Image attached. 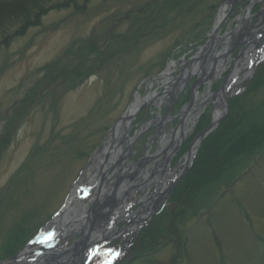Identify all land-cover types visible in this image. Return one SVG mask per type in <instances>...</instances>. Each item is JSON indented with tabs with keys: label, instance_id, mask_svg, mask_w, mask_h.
I'll return each instance as SVG.
<instances>
[{
	"label": "rangeland",
	"instance_id": "374dc122",
	"mask_svg": "<svg viewBox=\"0 0 264 264\" xmlns=\"http://www.w3.org/2000/svg\"><path fill=\"white\" fill-rule=\"evenodd\" d=\"M64 1L58 0L57 4H64ZM190 1L193 5H187L186 12L171 15L163 25L156 27L158 30L154 34L138 35V40L134 38V30L145 26L148 0H78L77 10L73 7L52 10L41 18L39 25L7 43L0 42V257L13 241L15 252L22 251L26 242L65 205L77 182L95 174L99 161L95 156L110 138V128L126 115L137 92L145 98L151 92L168 91L158 77L166 73L174 61L172 81L185 79L183 89L175 101L165 93L167 96L161 102L158 98L139 109L128 130L129 138L133 139L130 154L126 158L123 155L116 167L127 168L129 163L157 157L149 160L144 168L147 176L152 175L172 152V149L161 151L165 149L163 138H170L180 120L178 116L183 104L195 91L197 81L200 83L196 105L207 94L209 81H201V69L189 66V62L199 53H205L200 46L208 41L224 0ZM132 9L135 16L129 13ZM229 12L230 7L226 14ZM263 14L264 0L235 2L220 31L222 37L229 35L232 44L226 52L224 68L212 80L210 92L224 82L246 47L252 48L244 37L248 31L258 32L264 21ZM230 31L233 33L229 34ZM101 39L102 45H107L106 53L118 46L111 40H120L122 45L110 60L100 63L96 74L85 75L81 82L74 79L71 83L54 84L53 87L45 79L46 75L66 68L67 63L77 61L79 64L73 70L78 68L91 43L95 42L99 48ZM222 51L224 47L218 46L217 53ZM88 56V62L96 59ZM263 66L264 63L255 66L251 77L235 86L229 112L225 115L224 108H219L221 122L230 117L239 127L251 121L264 127V81L248 89ZM245 67L243 63L241 71ZM192 68L190 73L188 69ZM148 76L151 78L143 81ZM68 79H72L70 74ZM216 98L212 96L206 102L196 125L206 113L213 118ZM167 113L166 120L158 123V117ZM147 123L148 126L143 127ZM220 123L212 131H217L215 134L221 130L218 128ZM192 124L193 121L187 124L189 129ZM191 135L189 130L184 142ZM196 135L195 130L193 136ZM121 146L124 152L128 149L126 141ZM263 148L264 144L255 148L250 156L234 157L225 174L214 179L209 187L201 186L181 217H177L170 236L167 234V238L152 245L150 241L148 244L142 241L140 249L133 245L117 264H264ZM146 149L149 154L145 153ZM178 155L171 157L170 170L177 166ZM131 171L126 170L125 176ZM178 171L176 168L173 174ZM119 177L120 173L110 170L107 184L113 181L115 185ZM145 180L143 178L141 182ZM141 182L130 183L136 185L134 196L127 201L132 203L130 211L142 207L143 203L138 200L155 191L154 186L142 189ZM94 190L90 189L84 198L88 207L92 205L90 200ZM173 205L169 200L164 209L156 212L149 224L137 232V236L145 234L153 222L157 231L167 230L166 226L172 221L166 216L170 212L164 211ZM178 209L175 206L173 211L178 212ZM128 220L122 218L117 226L123 228ZM73 234L65 246L83 239L80 232ZM127 235L126 232L119 233L109 242L118 246ZM174 238H179L178 243L173 241ZM109 254L102 258L106 259Z\"/></svg>",
	"mask_w": 264,
	"mask_h": 264
},
{
	"label": "trees",
	"instance_id": "16d2710c",
	"mask_svg": "<svg viewBox=\"0 0 264 264\" xmlns=\"http://www.w3.org/2000/svg\"><path fill=\"white\" fill-rule=\"evenodd\" d=\"M57 1L58 0H0V42L7 43L10 39L23 34L29 28L39 25L41 23V18L52 10H57L61 7L64 9L73 7L74 10L79 8L78 0H65L64 4L60 5L57 4ZM148 2L147 5L149 9L144 17L145 26H138L134 30L136 34L134 36L135 40H138V35L142 37L145 33L147 35L154 34V31L158 30L156 27L160 24L163 25L165 21L170 19L171 15H179L180 12H186V6L191 5L192 7L193 5L189 4L191 2L190 0H148ZM129 13L135 16L134 9L129 11ZM111 41L118 45L115 50H110L106 53L105 46L107 45H102V39L99 48L95 42H92L88 48L87 55L83 53V56L86 55V57L78 68H74L73 70V67L79 64L77 61L72 62V64L67 63L66 68L59 70L58 73L55 72L54 74L51 73L46 75L45 79H47L49 83H52L50 85L53 87L54 84H63V82L71 83L74 79H79L81 82L83 79L82 77L85 75L96 74L101 67L100 63L105 60H110L112 55L116 50L120 49L122 45L121 42H119L120 40ZM88 55H92L96 59L88 62ZM69 74L72 76V79H68ZM262 81H264V66L261 67L258 75L248 89H252L254 85L256 86V84L262 83ZM76 84L78 85V82H76ZM239 97L241 98L242 95ZM209 120L211 121L210 114L206 113L196 127V134L207 128L210 123ZM231 121V118L227 117L220 123L218 128L221 130L217 134H215V132H217L215 131L206 136L186 177L172 192L170 202L176 207H179V211H173V208H175L174 205L169 210L164 211L170 212L166 213V216L172 221L171 225L166 226L167 230L162 231L160 229L157 231V229L153 227L155 225H153V223H155L153 222L146 233H142L141 236L138 237L137 241L134 243L135 249H137L138 246L140 249V245L143 242L144 244H148L150 241L152 245L162 238H167V234L170 236L169 234L173 230V224H176L177 217H181L182 212L188 207L193 195L198 192L197 190L201 186L207 185L209 187L212 185V182H214V179L219 178L223 173L225 174L228 166H231V160H233L234 157L241 155L250 156L253 154L255 148L257 149L264 144V127L260 123L251 121L248 124L246 123L249 127H246L247 125H242V128L239 127L234 120ZM189 143L190 142L186 143L184 151L188 148ZM158 225L159 224H157V226ZM178 240L179 238H174L173 241L178 243ZM185 242L186 239H184L183 244L184 251L185 247L187 249ZM15 251L16 244L15 241H13L8 251L4 252L5 254L0 257V260L13 256L17 253ZM139 256L142 257L143 254H139Z\"/></svg>",
	"mask_w": 264,
	"mask_h": 264
},
{
	"label": "bare ground",
	"instance_id": "6f19581e",
	"mask_svg": "<svg viewBox=\"0 0 264 264\" xmlns=\"http://www.w3.org/2000/svg\"><path fill=\"white\" fill-rule=\"evenodd\" d=\"M228 8V5L225 4L222 8H221V12L219 14V17L216 18L215 20V24L213 26V29L215 32H213V30L211 31V35L209 36V41L206 44L205 49L203 50V52L207 53L208 55L205 56V61L204 63H206V66L204 68L201 69V79H204L207 76H210V78L212 80H214V78L220 73V71L223 69L224 66V59L225 57H227V49L231 46L232 44V39L229 37V35L227 37H222L220 35V31L222 28V25L224 23L223 21V16L226 15V10ZM232 11V10H230ZM231 12H229L227 15H229ZM227 17V16H226ZM226 19V18H225ZM237 31L235 30L234 33H236ZM233 32L230 31L229 34H232ZM212 36V39H211ZM218 46H223L224 47V51L217 53V48ZM216 58V60L214 59ZM175 62H173L171 64V66L168 67L166 73H164L162 76L158 77L163 81V86L167 87L168 89H172L173 91H175L176 89H183L184 87V80H173L172 81V77H171V73H172V67L175 66L173 65ZM204 69L206 71H204ZM193 70L189 71L190 73ZM238 72L236 74H233L229 80V83H227V85L231 88L232 86L237 85L239 82H241L243 80V78L245 77V74L248 72H242L241 68L238 67ZM197 73V72H196ZM199 73V72H198ZM239 75V76H238ZM155 80V79H154ZM153 80V81H154ZM206 80V79H205ZM204 80V81H205ZM211 80V81H212ZM151 83V82H150ZM154 84V83H153ZM152 84V85H153ZM153 92H151L150 96L148 97L149 99H155L157 96L160 97V93H157L156 91L152 94ZM166 93V92H165ZM166 94L162 95V98L165 99ZM199 96V91L195 90L193 92V102H192V106L195 108V110L192 111L191 115L187 116V119L185 120L186 115L183 117L182 119V123L181 125L178 127L179 129H182V131L185 132V134L188 132V122L193 120V116L195 113H197V108L198 105H196L195 101ZM170 97V95H169ZM143 102V98L140 95H137L136 100L132 103L130 109L128 110L125 118L123 119V124L122 126L119 127V131L117 132V137H113L112 135H110L109 139L106 141L105 145H103L97 155L95 156V159H101L102 156H104L105 154L109 153V158H110V162L107 165H103L101 166V168H104L105 170L107 169H113L115 167L116 164H118V162L120 161L119 159L124 155V158H126L127 155L130 154V148L127 149L125 152L123 151V148L120 147V141L126 137L129 138L128 135V130L131 127V122L132 119L135 117L136 115V110L139 107L140 103ZM169 114V113H168ZM168 114L161 117L160 119L158 118L157 122L158 123H163L166 118L168 117ZM187 114V112L185 113ZM175 141H178L177 139L180 137L181 132L177 131L175 133ZM163 143H162V147L165 149H161V151L165 150V152H168L169 149L171 150L172 148L170 147L172 144H174V141L171 142L170 139H166L163 138ZM146 154H149V150L146 149ZM170 153H168L167 157L161 161V165L159 166V168L157 169V171L150 175L147 176L148 172L147 169H144L146 167V164L148 163L149 160H156V158L154 157H147L143 160V162L140 163H129L128 167H121L120 170H118V172L120 173L121 171H126V170H132L131 174L129 176H125L123 178L120 179V183L118 185V187L116 188L115 192H113L110 188H112L111 186L109 187L107 184H103L102 187H99L98 192L100 190V194L101 197H99L98 202H96L92 208H89L87 204L85 203H80V202H76L78 198L81 197V195L83 194V191H86L88 189V187L90 186V184H86V182L88 180H86L85 178H81V181L77 184V186L74 187L69 200H73L69 202V205L67 207V209H70L71 211L69 212V219L75 222L74 225V230L79 231L82 230V235L84 236V239L86 240V236H90L91 240H93L94 238H98L103 234V226H105L108 223L109 218H107L108 215H110L112 213V211L114 210L115 206L108 207L110 206V204L113 203V201H110V199L112 198H116L119 197V201H120V206L126 201L125 199H128V196H131L132 193L128 192L129 189H131V185L130 183L132 181H134V183H139L141 182V180L143 178H146V180L142 183L141 188L142 189H147L150 188L152 186L155 187L156 192L149 197V195L147 197H149L150 199H148L147 197H142L145 206L141 208L142 212L144 214L147 213L148 210H150L152 207V205L154 206V204H157L161 198L163 197V194H161V181L165 178L166 172L168 171L167 166L168 164L167 161L170 159ZM160 155V152H159ZM98 165V162L97 164ZM99 167H100V163H99ZM98 174V173H97ZM92 176V175H91ZM99 177V175L95 177H91L92 179L90 180L91 183L98 181L99 179H97ZM128 183H127V182ZM85 184L86 187L81 188L83 185ZM130 185V186H129ZM88 186V187H87ZM89 190V189H88ZM125 200V201H124ZM115 201V200H114ZM103 202V203H101ZM115 203V202H114ZM96 206V207H95ZM115 208L116 209H120V213H123L121 210V207ZM103 207H107V211L105 213L104 218L102 217V215L104 213H102L101 211L104 210ZM109 208V210H108ZM125 208V207H123ZM122 208V209H123ZM66 211V210H65ZM118 211V210H117ZM119 212V211H118ZM106 219V220H105ZM61 219L59 218H55L53 219L43 230V232L38 236V240L35 242H31V239H29L26 242V246L24 247V249L21 251L20 254H18V252L16 254H14V256H17V259H15L12 262H8L5 264H54V262L58 261L61 259V261L63 260H71L72 263H67V264H77L76 259L78 258V254H74V247L69 251L70 253L67 255L68 252H66L63 256L61 254H63L65 252V250L67 248L70 247H66V246H62V245H58L56 243H52L50 244V241L48 240V236L54 231L55 227L57 225H59V223ZM134 221V219H133ZM103 223V225H102ZM130 227V226H128ZM68 228L66 227V230ZM73 231H69L68 230V235L64 236V238H68L70 237V235L72 236ZM18 255H20L18 257ZM58 256H61L60 258H58Z\"/></svg>",
	"mask_w": 264,
	"mask_h": 264
},
{
	"label": "water",
	"instance_id": "95a60500",
	"mask_svg": "<svg viewBox=\"0 0 264 264\" xmlns=\"http://www.w3.org/2000/svg\"><path fill=\"white\" fill-rule=\"evenodd\" d=\"M238 0H226L225 2L226 3H228L229 5H230V7H231V10H233V7H234V5H235V2H237ZM220 12H221V10H219V14H220ZM219 14H218V16H217V18L219 17ZM225 18H226V16H223V21L225 20ZM213 32H215L214 31V29H213ZM211 39H212V36H211ZM207 44V43H206ZM206 44L204 45V46H202V48H201V51H203L204 49H205V47H206ZM204 56H205V54H199L198 56H197V58H195V59H192V60H190V65H191V67H193V65H194V63L198 60V59H200L201 57H203L204 58ZM163 75V74H162ZM161 75V76H162ZM193 97H191L190 98V103H189V105H191L192 104V102H193ZM225 105V115L228 113V111H229V109H230V96L229 95H226L225 96V103H224ZM220 114V113H219ZM219 114L217 115V117L215 118V120L212 122V124L204 131V132H202V133H200L197 137H196V139H195V141H196V145L198 146L200 143H201V141H202V139L210 132V131H212L214 128H216L217 126H218V124L220 123V121H221V119L219 118ZM122 121H123V118L122 119H120L116 124H115V126L112 128V130H115L116 128H118L120 125H121V123H122ZM194 144H192V146H193ZM192 146H191V148H190V150H189V157H188V159L186 160V164H185V166H184V170L182 171V173H181V175H180V177H178L176 180H173L172 181V183H171V185H169L168 187H166V189H165V192H163L162 194H163V197H165V196H167L173 189H174V187L177 185V183H179V181H181L182 179H183V177L185 176V174L187 173V171L189 170V168H190V164H191V162H192V157H193V155L195 154V152L196 151H194L193 152V154H192ZM101 173V176H102V178H101V180L103 181V172H100ZM101 185H103V184H101ZM98 197H101V194H100V190H99V194H98ZM162 197V198H163ZM99 199V198H98ZM98 202V201H97ZM72 225V227H74V225H75V223H72L71 224ZM65 230V229H64ZM50 237V236H49ZM67 250V249H66ZM65 250V251H66ZM15 258H17V256H14L13 258H11L10 259V261L11 260H14ZM82 259H83V256H82ZM82 259H81V257H80V260H81V264H82Z\"/></svg>",
	"mask_w": 264,
	"mask_h": 264
}]
</instances>
